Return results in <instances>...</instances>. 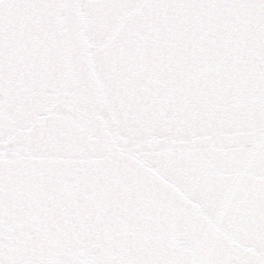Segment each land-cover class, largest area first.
Instances as JSON below:
<instances>
[{"label":"snow or ice","instance_id":"snow-or-ice-1","mask_svg":"<svg viewBox=\"0 0 264 264\" xmlns=\"http://www.w3.org/2000/svg\"><path fill=\"white\" fill-rule=\"evenodd\" d=\"M0 264H264V0H0Z\"/></svg>","mask_w":264,"mask_h":264}]
</instances>
